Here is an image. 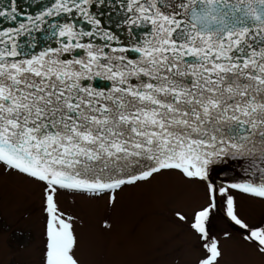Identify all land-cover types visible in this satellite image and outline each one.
Listing matches in <instances>:
<instances>
[{
	"label": "snow or ice",
	"instance_id": "snow-or-ice-1",
	"mask_svg": "<svg viewBox=\"0 0 264 264\" xmlns=\"http://www.w3.org/2000/svg\"><path fill=\"white\" fill-rule=\"evenodd\" d=\"M34 8L0 0V259L100 264L83 258V222L57 196L103 201L108 212L126 190L174 177L203 189L202 203L167 218L194 264H264V0ZM227 161L240 174L217 182ZM12 183L39 190L38 242L5 221ZM237 195L262 205L257 218L243 217ZM228 243L240 259H227Z\"/></svg>",
	"mask_w": 264,
	"mask_h": 264
},
{
	"label": "rangeland",
	"instance_id": "rangeland-1",
	"mask_svg": "<svg viewBox=\"0 0 264 264\" xmlns=\"http://www.w3.org/2000/svg\"><path fill=\"white\" fill-rule=\"evenodd\" d=\"M6 191L9 199L5 221L9 228L24 231L32 243L38 242L42 228L39 190L28 184L12 183ZM202 201V188L183 184L174 177H161L150 184L126 190L116 209L108 212L103 201L67 193L57 196L60 210L83 222L82 227L77 225L76 228L83 258L100 264H171L177 257L194 264L195 256L185 253L186 236L167 223V218L176 210L187 212ZM237 203L246 219L257 218L262 207L238 195ZM105 218L113 224L109 233L100 229ZM213 228L220 232L226 225L217 217ZM225 247L229 261L241 258L233 244ZM18 259V255L8 253L0 259V264H16Z\"/></svg>",
	"mask_w": 264,
	"mask_h": 264
},
{
	"label": "water",
	"instance_id": "water-1",
	"mask_svg": "<svg viewBox=\"0 0 264 264\" xmlns=\"http://www.w3.org/2000/svg\"><path fill=\"white\" fill-rule=\"evenodd\" d=\"M19 10L24 13H33L34 0H17ZM239 164L236 161H227L217 165L213 173V177L217 182L228 181L239 175Z\"/></svg>",
	"mask_w": 264,
	"mask_h": 264
},
{
	"label": "flooded vegetation",
	"instance_id": "flooded-vegetation-1",
	"mask_svg": "<svg viewBox=\"0 0 264 264\" xmlns=\"http://www.w3.org/2000/svg\"><path fill=\"white\" fill-rule=\"evenodd\" d=\"M238 196H240V195H238Z\"/></svg>",
	"mask_w": 264,
	"mask_h": 264
}]
</instances>
